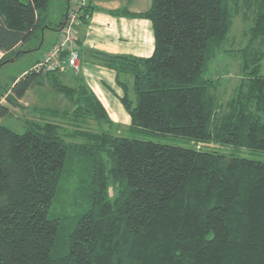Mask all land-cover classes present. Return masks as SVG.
Masks as SVG:
<instances>
[{
    "label": "trees",
    "instance_id": "trees-1",
    "mask_svg": "<svg viewBox=\"0 0 264 264\" xmlns=\"http://www.w3.org/2000/svg\"><path fill=\"white\" fill-rule=\"evenodd\" d=\"M70 3L51 28L50 0H0V66L40 49ZM92 11L82 7L79 22ZM126 15L150 22L152 55L94 62L116 74L131 137L116 134L78 77L68 85L63 73L31 69L1 93L0 118L33 86L69 107L38 110L48 119H24L22 133L0 126V264H264V160L242 155L264 154V0H151ZM237 17L249 26L235 49ZM222 55L240 59L227 96L208 73ZM75 159L74 198L86 208L61 252L50 208Z\"/></svg>",
    "mask_w": 264,
    "mask_h": 264
},
{
    "label": "rangeland",
    "instance_id": "rangeland-1",
    "mask_svg": "<svg viewBox=\"0 0 264 264\" xmlns=\"http://www.w3.org/2000/svg\"><path fill=\"white\" fill-rule=\"evenodd\" d=\"M66 5H67V0H50V4L47 10V14L49 16L47 23L51 28H54L55 25L59 23L62 14L65 12ZM248 24L242 23L240 17L234 19L233 27L230 33L231 40L233 41V48L235 49L240 47L242 48L246 44V40L242 36V34L248 28L249 26ZM57 34L59 35L60 32L49 31L45 29L44 43L40 49L32 51L30 53L22 54L18 58L13 57L10 59L9 62L0 66V103L1 104L7 105L4 99L5 97L1 98V93L5 92V90L8 89V91H6L5 94L7 95L10 94L8 92L11 88L12 80L21 77L23 73L33 69L36 62L43 58L53 38ZM57 38L58 37H56V40ZM29 47H31L30 44L24 46L23 48L27 50L29 49ZM239 63H240V59L236 57L231 58V56L222 55L220 58L209 64L208 73L214 75L215 79L222 78L225 81V87L227 89L226 91L227 94L225 96L229 94L230 90L239 79L240 76ZM263 68H264V62H263ZM78 70H79V62H78ZM77 72L66 71V73L60 76V79L64 83L70 84L71 77L73 78V73L77 74ZM115 80H116V75H115ZM117 85L119 86L118 83ZM120 90L122 91L121 88ZM121 94L123 95V92ZM128 96H129V100H131L132 104L134 105L135 103L134 95L132 94L131 89L128 91ZM111 100L115 105L113 106L115 110L113 113L115 116L121 114L122 112L126 114V110L121 104V101L117 100L116 97H112ZM19 103L22 106L21 108L9 106L11 116L8 115L6 117L0 118V126L8 127L18 133H22L25 129L23 124L24 119L35 120V121H43L42 119L44 120L48 119L46 113L43 114L44 117L41 118L42 115H40L38 110H44V109L47 110L50 108H58L64 110L67 107H69L65 97L55 93L48 86L31 87L26 92L24 97L19 101ZM125 129L126 127L124 126H115L113 130L116 131V134H121L120 136L131 137L132 134H125L124 132ZM133 136L144 138V136H140V135L138 136L135 134H133ZM152 139L156 141H161L158 140L157 138H152ZM166 142L174 143V144L178 143L172 140L170 141L166 140ZM242 155L251 159L253 158L257 160H264V154H258L255 152H251V153L246 152L243 153ZM79 166L80 164L77 161V159H75L71 163L70 167L67 166L69 167V170L71 172L69 173V175H66V173L63 174V177L59 182L56 195L53 199L50 208V217L58 218L61 222V227L59 229V233L57 237V244L55 247V249L58 247L57 250H60L61 252L66 248L65 241L68 233L73 228V225L80 216V214L86 208V203L84 199L78 198L76 200L74 198V190H76L75 187L77 186L76 180H78L80 177V173L78 172ZM57 250H55L54 252H56Z\"/></svg>",
    "mask_w": 264,
    "mask_h": 264
},
{
    "label": "crops",
    "instance_id": "crops-1",
    "mask_svg": "<svg viewBox=\"0 0 264 264\" xmlns=\"http://www.w3.org/2000/svg\"><path fill=\"white\" fill-rule=\"evenodd\" d=\"M87 4L93 11L87 18V23L80 21L77 26L79 70L77 74L73 73L68 85H74L77 77L82 79L103 106L109 119L115 122L114 125L127 128L130 123L127 113L122 112L117 116L113 113L115 105L111 98L116 97L120 101L122 96L115 80L116 74L113 70L95 63L94 56L99 53L150 57L154 49L150 22L126 14L146 12L151 0H87ZM57 35L47 51L56 41Z\"/></svg>",
    "mask_w": 264,
    "mask_h": 264
},
{
    "label": "built area",
    "instance_id": "built-area-1",
    "mask_svg": "<svg viewBox=\"0 0 264 264\" xmlns=\"http://www.w3.org/2000/svg\"><path fill=\"white\" fill-rule=\"evenodd\" d=\"M87 0H71L64 24L54 45L43 58L34 65V71L58 72L78 71L79 48L77 45V26L80 8ZM88 18V17H87Z\"/></svg>",
    "mask_w": 264,
    "mask_h": 264
},
{
    "label": "water",
    "instance_id": "water-1",
    "mask_svg": "<svg viewBox=\"0 0 264 264\" xmlns=\"http://www.w3.org/2000/svg\"><path fill=\"white\" fill-rule=\"evenodd\" d=\"M64 21H65V20L62 21V25L64 24ZM62 25H61L60 29L58 30V32L61 31ZM12 61H13V60H12Z\"/></svg>",
    "mask_w": 264,
    "mask_h": 264
},
{
    "label": "bare ground",
    "instance_id": "bare-ground-1",
    "mask_svg": "<svg viewBox=\"0 0 264 264\" xmlns=\"http://www.w3.org/2000/svg\"><path fill=\"white\" fill-rule=\"evenodd\" d=\"M40 60H41V59H40ZM38 62H39V61H38ZM38 62H37V63H38Z\"/></svg>",
    "mask_w": 264,
    "mask_h": 264
}]
</instances>
